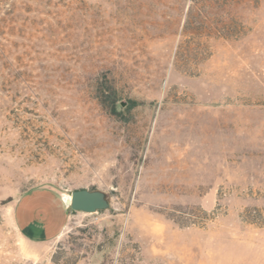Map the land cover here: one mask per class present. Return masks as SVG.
I'll return each mask as SVG.
<instances>
[{
    "label": "rangeland",
    "instance_id": "rangeland-1",
    "mask_svg": "<svg viewBox=\"0 0 264 264\" xmlns=\"http://www.w3.org/2000/svg\"><path fill=\"white\" fill-rule=\"evenodd\" d=\"M198 1L0 0V264H264V0Z\"/></svg>",
    "mask_w": 264,
    "mask_h": 264
},
{
    "label": "crops",
    "instance_id": "crops-1",
    "mask_svg": "<svg viewBox=\"0 0 264 264\" xmlns=\"http://www.w3.org/2000/svg\"><path fill=\"white\" fill-rule=\"evenodd\" d=\"M18 227L35 240H49L66 228L68 213L59 195L47 189H35L24 194L14 206Z\"/></svg>",
    "mask_w": 264,
    "mask_h": 264
},
{
    "label": "water",
    "instance_id": "water-1",
    "mask_svg": "<svg viewBox=\"0 0 264 264\" xmlns=\"http://www.w3.org/2000/svg\"><path fill=\"white\" fill-rule=\"evenodd\" d=\"M66 203L74 210L97 212L109 207L105 192L98 189L78 188L72 191L71 200Z\"/></svg>",
    "mask_w": 264,
    "mask_h": 264
},
{
    "label": "trees",
    "instance_id": "trees-1",
    "mask_svg": "<svg viewBox=\"0 0 264 264\" xmlns=\"http://www.w3.org/2000/svg\"><path fill=\"white\" fill-rule=\"evenodd\" d=\"M201 2H199L198 0H192V3H191V7H190V10H191V14H192V11L195 9H198L199 8V5H200ZM189 10V11H190ZM190 13V12H189ZM112 95V94H111Z\"/></svg>",
    "mask_w": 264,
    "mask_h": 264
},
{
    "label": "bare ground",
    "instance_id": "bare-ground-1",
    "mask_svg": "<svg viewBox=\"0 0 264 264\" xmlns=\"http://www.w3.org/2000/svg\"><path fill=\"white\" fill-rule=\"evenodd\" d=\"M66 198H67V202H69L71 200V196H68Z\"/></svg>",
    "mask_w": 264,
    "mask_h": 264
}]
</instances>
